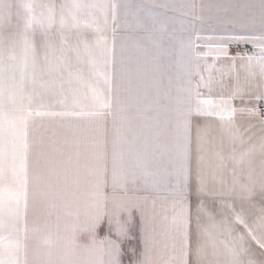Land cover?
Masks as SVG:
<instances>
[{"label":"snow or ice","instance_id":"1","mask_svg":"<svg viewBox=\"0 0 264 264\" xmlns=\"http://www.w3.org/2000/svg\"><path fill=\"white\" fill-rule=\"evenodd\" d=\"M0 264H264V0H0Z\"/></svg>","mask_w":264,"mask_h":264},{"label":"built area","instance_id":"2","mask_svg":"<svg viewBox=\"0 0 264 264\" xmlns=\"http://www.w3.org/2000/svg\"><path fill=\"white\" fill-rule=\"evenodd\" d=\"M245 47L247 48V50L251 51V46H250V45H248V46H243V45H242V46H241V50H244ZM230 49L233 50V51L236 50L235 47H230Z\"/></svg>","mask_w":264,"mask_h":264},{"label":"crops","instance_id":"3","mask_svg":"<svg viewBox=\"0 0 264 264\" xmlns=\"http://www.w3.org/2000/svg\"><path fill=\"white\" fill-rule=\"evenodd\" d=\"M229 51H230V52H235V51H233V50H231V49H229Z\"/></svg>","mask_w":264,"mask_h":264}]
</instances>
